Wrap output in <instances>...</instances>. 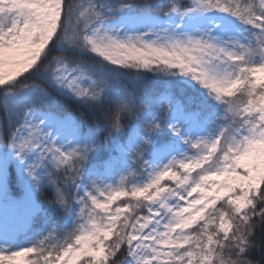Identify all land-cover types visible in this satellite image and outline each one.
I'll list each match as a JSON object with an SVG mask.
<instances>
[{
    "label": "snow or ice",
    "instance_id": "snow-or-ice-1",
    "mask_svg": "<svg viewBox=\"0 0 264 264\" xmlns=\"http://www.w3.org/2000/svg\"><path fill=\"white\" fill-rule=\"evenodd\" d=\"M0 264H264V0H0Z\"/></svg>",
    "mask_w": 264,
    "mask_h": 264
}]
</instances>
